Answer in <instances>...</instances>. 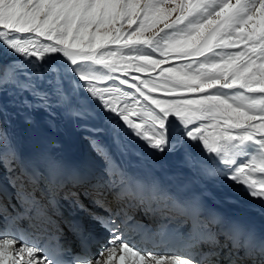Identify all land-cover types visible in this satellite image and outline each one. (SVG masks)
<instances>
[{
	"label": "snow or ice",
	"instance_id": "1",
	"mask_svg": "<svg viewBox=\"0 0 264 264\" xmlns=\"http://www.w3.org/2000/svg\"><path fill=\"white\" fill-rule=\"evenodd\" d=\"M0 48L14 57L0 94L49 128L81 122L101 162L69 163L55 142L25 162L0 135L13 190L0 196V264H264V230L210 206L207 188L225 178L264 203V0H0ZM96 119L122 154L129 135L182 149L190 177L130 172ZM64 203L80 215L76 248Z\"/></svg>",
	"mask_w": 264,
	"mask_h": 264
},
{
	"label": "bare ground",
	"instance_id": "2",
	"mask_svg": "<svg viewBox=\"0 0 264 264\" xmlns=\"http://www.w3.org/2000/svg\"><path fill=\"white\" fill-rule=\"evenodd\" d=\"M1 99V106L4 109L2 111L6 121L7 135L12 143L16 145L20 153L22 151L25 137H29L30 135L31 137H35L37 139L39 138L38 140L43 142L42 150L46 148L49 143L55 142L59 146L56 151L66 161L76 158V156H71L72 152L77 153V155H80L81 157L85 152H87L85 140L82 138V134H86L87 132L77 129L75 124L73 125L72 119L58 115L56 118V128L52 129L48 127L46 122L48 117L43 111H29L24 108L19 101L15 104L9 103L12 97L7 95ZM29 116L32 117V123H29L26 120ZM102 126L106 129V132L102 134L104 135V138L102 136L101 138L109 145L113 152H116L117 148L112 144L111 135L108 133L107 125L104 124ZM124 142L127 147H130L127 154H124L126 159L131 156V152L134 149H147L152 157H158V159L166 158L168 156L167 153H169L173 158H171V160L168 159L170 163H167V166H170V168L175 165H180L179 160H182V157L180 156L181 152H183L182 149L175 152H166L163 153L165 154L163 155L161 153L151 151L142 141L131 137L130 135L124 137ZM195 152L199 155L198 149L195 150ZM119 153L121 152L117 149V156ZM21 157L25 162L34 158L28 156L27 154H24ZM123 157L119 158L122 159ZM232 185L236 186L238 191H235ZM207 188L208 191L215 197L214 200L209 199L208 203L210 206L216 208L227 216L239 218L251 226H256V224L261 225L264 223V203L250 198L241 186L232 184V182L227 179L221 178L218 182H209L207 184Z\"/></svg>",
	"mask_w": 264,
	"mask_h": 264
},
{
	"label": "rangeland",
	"instance_id": "3",
	"mask_svg": "<svg viewBox=\"0 0 264 264\" xmlns=\"http://www.w3.org/2000/svg\"><path fill=\"white\" fill-rule=\"evenodd\" d=\"M14 59V57L13 56H11L10 54H8V53H6L2 48H0V65H2V64H7L8 62H10L11 60H13ZM5 95L4 94H0V111H1V113L3 114V111L2 110H4L3 108H2V106H1V101H2V99L1 98H3ZM2 117L4 118V115H2ZM73 121V120H72ZM77 122V121H76ZM91 122H93L94 124H96V125H98L96 122H95V120H92ZM5 124V125H4ZM75 123L73 122V125H74ZM102 125H104V123L102 124ZM98 126H100V125H98ZM5 127V128H4ZM75 127H76V125H75ZM103 127V126H102ZM77 128V127H76ZM4 134H6V136L8 137V135H7V129H6V121H5V118H4V122H1L0 121V135H4ZM82 135H85V134H82ZM9 138V137H8ZM10 139V138H9ZM85 143H86V141H85ZM86 147H87V143H86Z\"/></svg>",
	"mask_w": 264,
	"mask_h": 264
}]
</instances>
